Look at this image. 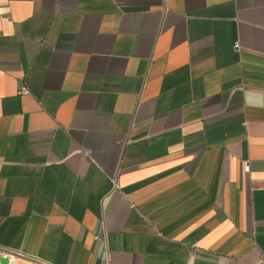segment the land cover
<instances>
[{
  "label": "crops",
  "instance_id": "0c3cea01",
  "mask_svg": "<svg viewBox=\"0 0 264 264\" xmlns=\"http://www.w3.org/2000/svg\"><path fill=\"white\" fill-rule=\"evenodd\" d=\"M0 249L264 264V0H0Z\"/></svg>",
  "mask_w": 264,
  "mask_h": 264
},
{
  "label": "built area",
  "instance_id": "2783aa9c",
  "mask_svg": "<svg viewBox=\"0 0 264 264\" xmlns=\"http://www.w3.org/2000/svg\"><path fill=\"white\" fill-rule=\"evenodd\" d=\"M20 93L22 94H27L28 93V88L24 85H22L21 89H20ZM244 170L245 171H249L250 170V165L246 162L244 163ZM0 255H3L7 258H9L10 260H13L15 253H13L12 251H6L3 249H0Z\"/></svg>",
  "mask_w": 264,
  "mask_h": 264
},
{
  "label": "water",
  "instance_id": "95a60500",
  "mask_svg": "<svg viewBox=\"0 0 264 264\" xmlns=\"http://www.w3.org/2000/svg\"><path fill=\"white\" fill-rule=\"evenodd\" d=\"M1 261H2V263H6L7 262V259L6 258H3V259H1Z\"/></svg>",
  "mask_w": 264,
  "mask_h": 264
}]
</instances>
